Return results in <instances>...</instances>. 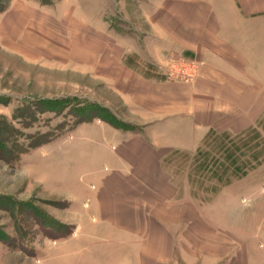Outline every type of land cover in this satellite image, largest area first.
I'll return each mask as SVG.
<instances>
[{"label":"rangeland","instance_id":"rangeland-1","mask_svg":"<svg viewBox=\"0 0 264 264\" xmlns=\"http://www.w3.org/2000/svg\"><path fill=\"white\" fill-rule=\"evenodd\" d=\"M172 3L179 4L0 0V264H85L80 258L84 247L77 243L79 223L94 213L107 166L101 153L109 154L99 137L115 129L141 128L129 122L123 102L127 63L172 83L184 82L167 78L168 69L179 63L190 76L186 82L199 75L197 60L156 43L157 22L173 23L170 8L157 9ZM253 46V57L264 54V48ZM76 48L97 53L101 76L77 70ZM259 61L249 69L257 84L243 89L244 110L253 117L250 125L238 133L212 129L208 143L203 145L205 133L190 150H161L165 176L156 178L168 179L179 197H191L213 227L222 230L219 235L232 243L242 236L264 259V154L252 167L244 163L245 153L239 152L236 161L226 154L232 143H247L264 153V60ZM120 67L125 72L118 74ZM252 128L255 132L245 142L237 139ZM231 160L243 174H221ZM195 162L207 164L206 171L197 167L199 173H191ZM136 176L142 187L160 190L150 174Z\"/></svg>","mask_w":264,"mask_h":264},{"label":"crops","instance_id":"crops-1","mask_svg":"<svg viewBox=\"0 0 264 264\" xmlns=\"http://www.w3.org/2000/svg\"><path fill=\"white\" fill-rule=\"evenodd\" d=\"M177 2L157 9L170 8L166 12L173 23L157 22L156 43L197 60L199 75L193 82L172 83L127 63L123 102L129 122L141 128L115 129L99 137L109 154L99 149L106 172L95 193L94 213L79 223L77 243L84 247L80 258L85 264H264L242 236L227 241L191 197H179L168 179H157L165 176L161 150H190L209 130L238 133L250 125L253 117L244 110L243 89L257 84L249 69L264 60V54L253 57V45L264 48V0ZM76 51L77 70L101 76L97 53ZM142 172L159 181L160 190L137 183L136 174Z\"/></svg>","mask_w":264,"mask_h":264},{"label":"trees","instance_id":"trees-1","mask_svg":"<svg viewBox=\"0 0 264 264\" xmlns=\"http://www.w3.org/2000/svg\"><path fill=\"white\" fill-rule=\"evenodd\" d=\"M132 128L133 127L130 126L129 129L127 128V130H132ZM254 132H255V130H254V128H252V129H249V130H247L245 132H242V133L237 134L238 136H236V137H237L238 140H242V142H245V139H247V138L249 139L251 135L253 136ZM214 134L215 133L212 130L208 131L206 133L205 137H204L205 139H204L203 145H205L206 143H208V139H210V136L211 135H214ZM222 134L223 135L221 137H227V135H228L227 133H222ZM252 142H253V140H252ZM239 152H243V153H245V155H247V159L244 162L247 166H249L252 162L254 163V165L257 164V162L259 161V159L264 154L261 151H259L256 146H248L247 143H244L242 145L232 143L230 145V148H229L228 152H226V154H229L236 161L237 158L240 157ZM203 155H205V153ZM195 161H196V159H195ZM234 164L235 163H233V161H232L230 164H228V168L227 167H224V169L222 170V172L218 168H215L214 170H216L217 172L220 171L222 175H227L228 172H230L232 175H234V174H243L244 172H241V170L238 169V167H233ZM252 166L253 165H251L249 167H252ZM197 167L202 168L203 169L202 171H206L205 168H207L208 166L204 162H202L201 164H198V165H197V162H195L194 167L191 169L190 172L193 173L194 171H197V173H199V171L197 170ZM229 168H233V170L230 171Z\"/></svg>","mask_w":264,"mask_h":264},{"label":"built area","instance_id":"built-area-1","mask_svg":"<svg viewBox=\"0 0 264 264\" xmlns=\"http://www.w3.org/2000/svg\"><path fill=\"white\" fill-rule=\"evenodd\" d=\"M192 62H189L188 64L191 65ZM182 64L179 63L178 66H173L171 69L169 68L168 69V73H167V78L169 80H175L176 78L180 79V80H183L184 82L187 81L186 77L189 78L190 76L189 75H186L184 72H183V69H182ZM181 67V70H179V68Z\"/></svg>","mask_w":264,"mask_h":264}]
</instances>
